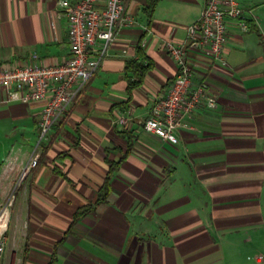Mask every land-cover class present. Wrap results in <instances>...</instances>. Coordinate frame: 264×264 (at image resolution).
Instances as JSON below:
<instances>
[{
    "label": "crops",
    "instance_id": "1",
    "mask_svg": "<svg viewBox=\"0 0 264 264\" xmlns=\"http://www.w3.org/2000/svg\"><path fill=\"white\" fill-rule=\"evenodd\" d=\"M207 1L126 0L134 22L41 141L43 102L0 88V205L11 195L14 211L0 264H264V0H239L252 24L230 21L226 65L189 45L216 106L186 115L176 144L144 126L179 72L166 43H187ZM69 55L60 0H0V66Z\"/></svg>",
    "mask_w": 264,
    "mask_h": 264
},
{
    "label": "built area",
    "instance_id": "2",
    "mask_svg": "<svg viewBox=\"0 0 264 264\" xmlns=\"http://www.w3.org/2000/svg\"><path fill=\"white\" fill-rule=\"evenodd\" d=\"M60 6L68 17V59L48 65L33 57L25 65L0 66V88L6 89L10 100L43 102L41 139L69 108L82 85L95 75L119 31L134 22L126 14V0H60ZM249 13L239 0H208L198 22L188 27L187 43H166L165 48L177 63L179 72L167 94L157 100L145 120L147 132L176 144L177 131L186 115H191L203 103L209 107L216 106L208 83L194 85L192 82L194 65L189 45L194 44L203 55L226 65L228 25L237 19L239 25L247 29ZM37 163L36 147L21 178ZM1 237L0 259L5 252V241Z\"/></svg>",
    "mask_w": 264,
    "mask_h": 264
},
{
    "label": "rangeland",
    "instance_id": "3",
    "mask_svg": "<svg viewBox=\"0 0 264 264\" xmlns=\"http://www.w3.org/2000/svg\"><path fill=\"white\" fill-rule=\"evenodd\" d=\"M44 138H40L39 139V141H41V140H43ZM6 207H9V210H10V216H9V223H8V225H10L9 227H10V230H12V229H14V222H13V218H14V211H13V202H12V196L10 195V197L8 196L7 197V199L5 200V201H3L2 202V204L0 205V213L6 208ZM12 227V228H11ZM10 235V233H8V236ZM6 235L3 233V235H2V240H4L5 241V249H6V238L7 237H5ZM6 252V251H5ZM5 252H4V254H5ZM3 257H4V259H3V261H1V262H4V260H6V262L8 261L9 262V260H10V258H11V254H10V252L8 251V253L6 254V256H4L3 255ZM1 259V260H2Z\"/></svg>",
    "mask_w": 264,
    "mask_h": 264
},
{
    "label": "trees",
    "instance_id": "4",
    "mask_svg": "<svg viewBox=\"0 0 264 264\" xmlns=\"http://www.w3.org/2000/svg\"><path fill=\"white\" fill-rule=\"evenodd\" d=\"M248 24H252L251 20H248ZM127 68L130 71H134L138 74H140L141 77H143L146 72L151 68V63L150 61H147L146 63L138 62L136 60H130L127 64Z\"/></svg>",
    "mask_w": 264,
    "mask_h": 264
},
{
    "label": "bare ground",
    "instance_id": "5",
    "mask_svg": "<svg viewBox=\"0 0 264 264\" xmlns=\"http://www.w3.org/2000/svg\"><path fill=\"white\" fill-rule=\"evenodd\" d=\"M9 216H10V210L9 207H6L0 213V236L3 234V232L6 230L8 226Z\"/></svg>",
    "mask_w": 264,
    "mask_h": 264
}]
</instances>
